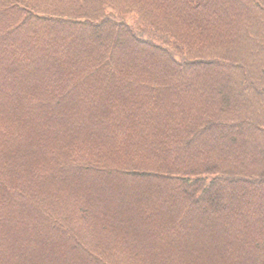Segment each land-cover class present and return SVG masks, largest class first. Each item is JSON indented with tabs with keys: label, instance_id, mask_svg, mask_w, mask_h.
<instances>
[{
	"label": "trees",
	"instance_id": "obj_1",
	"mask_svg": "<svg viewBox=\"0 0 264 264\" xmlns=\"http://www.w3.org/2000/svg\"><path fill=\"white\" fill-rule=\"evenodd\" d=\"M257 16L0 0V264H264Z\"/></svg>",
	"mask_w": 264,
	"mask_h": 264
},
{
	"label": "rangeland",
	"instance_id": "obj_2",
	"mask_svg": "<svg viewBox=\"0 0 264 264\" xmlns=\"http://www.w3.org/2000/svg\"><path fill=\"white\" fill-rule=\"evenodd\" d=\"M235 14H239V13L235 12ZM239 15H241V14H239ZM239 15L235 16L234 18H237ZM230 22H233V20H231ZM256 23H260V17L259 16L254 18V24H255L256 29L259 31V32L257 31L256 33L259 34L260 39L264 42V38H263L264 32L262 31V27H260V28L257 27ZM233 29H236V26ZM255 54H256V52H251L249 54H243V57L245 58L246 61H250L248 63H251V65H253V67H254V76L257 77V78H261V73H262V68L260 67L261 56H259V55L255 56ZM225 93H227V92L225 91ZM232 103H237V101L233 100Z\"/></svg>",
	"mask_w": 264,
	"mask_h": 264
}]
</instances>
